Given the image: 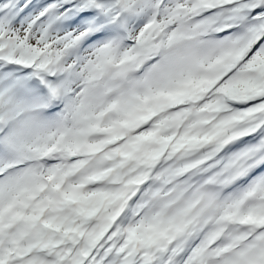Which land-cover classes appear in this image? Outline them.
Wrapping results in <instances>:
<instances>
[{
	"label": "snow or ice",
	"instance_id": "1",
	"mask_svg": "<svg viewBox=\"0 0 264 264\" xmlns=\"http://www.w3.org/2000/svg\"><path fill=\"white\" fill-rule=\"evenodd\" d=\"M0 264H264V0H0Z\"/></svg>",
	"mask_w": 264,
	"mask_h": 264
}]
</instances>
